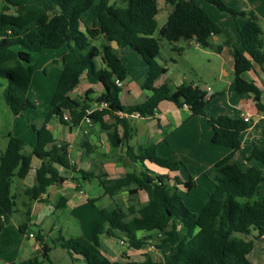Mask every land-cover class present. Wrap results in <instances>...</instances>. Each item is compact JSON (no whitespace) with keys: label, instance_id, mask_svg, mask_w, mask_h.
<instances>
[{"label":"trees","instance_id":"trees-1","mask_svg":"<svg viewBox=\"0 0 264 264\" xmlns=\"http://www.w3.org/2000/svg\"><path fill=\"white\" fill-rule=\"evenodd\" d=\"M218 10L228 13L235 21L242 22L237 27L241 48H232L234 61L233 88L237 93H251L259 103L260 90L254 82L244 79L241 74L252 68V62H264L260 34L256 16L251 11L238 10L227 6L222 0H206ZM172 5L166 23L159 29V37H154L157 0H0V86H3V100L11 113L16 116L33 108L35 103L28 97V89L33 77V53L45 48H58L65 44L66 51L61 56V73L53 93L50 109L41 127L33 130L36 142L29 154L21 149L20 138L7 135V143L0 150V218L10 219L13 201L9 193L12 176L23 177L30 168L34 155L41 160L35 171V178L29 192L37 199L46 193L51 184L64 181L58 166L69 168L68 149L64 141L55 140L47 123L56 117L70 127L84 116L96 121L104 129L113 128L108 137L125 145L126 153L140 169H133L124 176L107 178L97 176L103 193L113 198L112 207H101L91 221V242L83 244L77 239H62L61 247L66 249L72 264H254L248 258L253 248V240H246L241 234L255 231V237L264 234V188H258L264 181V149L253 147L248 160H255L263 168L249 166L242 168L230 162L232 153L240 147V134L247 123L240 117L229 115L214 116L206 110V92L198 85L187 83L170 91L166 85L154 86V81L166 68L157 61L160 41L176 42L180 39L195 41L202 47H209L211 35L220 33L219 26L202 8L198 0H164ZM92 11V25L80 29L82 15ZM105 38L101 47L91 44L96 35ZM116 40L119 47L127 45L147 64L144 88L151 91L149 97L134 105H123L119 94L121 88L115 80L123 81L128 67L118 57V49L111 46ZM181 50V49H178ZM102 63L97 67L95 58ZM85 75L89 82H100L109 92L98 96L97 102L108 103L107 108L94 109L87 115L89 103L72 98L69 92ZM162 100L185 105L192 115H200L210 125V141L230 149V153L218 160L211 178L213 188L208 192L199 213H194L177 194L170 180L189 191L194 186L191 177L182 181L179 176L169 177L159 174L145 165L149 161L169 171L178 170V162L156 154V146L139 147L137 151L128 144L134 128L126 117L117 111L131 115L151 116ZM68 111L70 118H63ZM105 116L112 120L109 123ZM121 127L118 135L116 127ZM49 146V147H48ZM82 175H91L79 170ZM139 191L146 194V200L136 199ZM126 192L127 203L117 202L116 194ZM62 197L56 207H62ZM94 203V201H91ZM21 234L32 233L39 244L38 252L48 258L51 249L43 242L41 230L28 224L18 226ZM32 230V229H31ZM113 237L129 248L140 249L146 244L165 253L164 262H156L148 257L145 261L120 262L107 258L99 249L101 237ZM155 240V242H154ZM154 242V243H153ZM33 260L11 264H42Z\"/></svg>","mask_w":264,"mask_h":264},{"label":"crops","instance_id":"crops-1","mask_svg":"<svg viewBox=\"0 0 264 264\" xmlns=\"http://www.w3.org/2000/svg\"><path fill=\"white\" fill-rule=\"evenodd\" d=\"M165 6L166 7L164 8V3H162L161 6L158 5V13L165 10L167 11L166 3ZM91 25L92 22L90 26ZM260 29V41L262 49L264 50V30L261 26ZM192 41H195V39H190L188 41L189 44ZM118 54H120L119 49L117 55ZM219 55L224 56L223 65L227 64L228 67L234 71V61L231 50L226 46L222 54ZM157 61L159 64H163L159 61V59ZM191 61L192 59L189 61L190 64H192ZM191 67L196 68V66ZM203 68L204 71L208 70L206 63H204V66L201 65L200 69L202 70ZM129 69L130 68L128 67V72ZM142 69L145 70L144 67H142ZM223 72L226 73V70L223 69ZM165 73L156 78L154 86H160ZM241 76L248 81L254 82L259 88V103H257L251 93H237L233 88V83L230 84V86L233 88L235 94H232L230 98L228 97L226 102L222 101L223 92L214 91L209 86H201L194 80L188 83L198 85L206 92V97L208 99L205 107L210 114L214 116L223 114L231 117H240L242 119L245 116L249 117V120L245 121L247 123V127L240 134V147L232 153L230 162H235L242 168H247L249 166L263 168V165L260 162L248 160L247 157L253 147L264 149V62L262 64L252 62V68L243 72ZM132 77H130L127 73L126 78L121 82V86H119L121 88L119 94L120 101L126 106L139 103L135 101L142 93L144 94V100L151 94V91L148 89H145L147 91L146 93L142 91L146 78L145 74L142 78H140L139 82H137V79ZM207 88L210 89V93L207 92ZM107 91L109 92V88L100 82L91 83L85 75H82L78 84L69 92V95L72 98L85 100L90 104L91 101L95 100L94 98ZM94 109L95 103L89 110L91 111ZM116 113L120 117H126L131 126L134 128L133 135L128 142L134 151H137L139 147L155 145L156 154L158 156L171 158L178 162V170L169 171L166 168H162L149 161H145V165L148 168L159 174L166 173L169 177L177 175L182 181H185L186 179L180 171V166L183 165L188 175L187 179L191 177L194 181L196 177L202 175L206 176L208 173H211V175L214 174L216 170L214 167L215 163L230 153V149L227 147L219 144H213L210 141L212 133L210 125L202 116L192 115L190 110L185 105L179 107L172 101L162 100L158 103L157 108L151 116L142 117L138 114L121 115L118 111ZM63 114L66 116L70 115L68 111H64ZM85 117L86 116H84V118H82L76 125L71 127L60 123L55 116L50 119L47 127L55 140L64 141L67 144L70 166L69 168H64L57 165L56 167L59 173L64 176V181L60 184H51L46 193L41 194L40 197L34 199L32 198L29 190L34 183L35 171L41 164V160L32 155L28 172L23 177L17 176L16 173L12 176L9 188V193L14 203L12 215L19 211V214L23 216L25 214V210L28 209V205L32 204V222L35 226L36 221H34V219H36V216L39 217V215H43L45 218L49 214H53L54 209L57 208L56 204L62 197L66 199L62 208L67 207L68 199L65 196V193L75 194L77 197H81L86 195L83 190V185H90L93 180H97L96 177L99 175H106L107 178L111 179L124 176L127 172L132 171L133 169H140V163L133 161V159L127 155L125 145L122 144L120 140L112 141L108 137L109 131H113V128L108 130L104 129L98 122L86 119ZM104 119L109 123L112 122V120L107 118V116H105ZM116 130L118 135H120L122 130L121 127L117 126ZM79 170L89 173L91 177H88V175H82L78 172ZM14 178L17 180H14ZM171 181L172 180H170V183ZM14 184H16L18 189H21V191L26 195L25 199L20 201V206H18V202L16 200L17 194L12 192V186ZM98 185L100 186L99 182ZM194 187L195 184L189 191L186 192H190ZM100 188L99 198L108 196L103 195V189L101 186ZM258 188H260V191L263 190L264 181ZM92 189H95V187L92 186ZM50 192L53 193L52 198L50 196ZM124 194L126 195L125 197L128 198L126 192H121L118 195L124 196ZM118 195L116 194L114 199ZM141 195H144L145 198L140 202H144L147 198L146 194L143 191H139L137 196ZM96 199L97 198H90L88 201L91 203V201H95ZM110 199L113 200V198ZM24 201L27 202L24 204ZM22 224L28 223L22 220L16 222L17 229L18 226ZM8 228V226H0V247L4 246L1 245L3 242L7 244L3 239L9 232ZM255 234L256 232L253 231L248 237L243 236L246 240H253L254 243L251 252L248 254V258L254 264H264V236L261 235L256 238ZM23 237L27 239L30 248L35 251L39 249V244L34 240V236L28 237L27 234H21L18 240H15L14 242L15 245L12 253L8 252L0 256V264H10L26 259L29 252L27 253L26 249L21 246V238ZM106 249L108 250V247ZM6 251L7 248L5 246V252ZM110 253L111 255H116L113 250H110ZM66 254L69 257L67 252ZM111 255L108 256L111 258ZM111 259H113V257ZM70 264H72L71 259Z\"/></svg>","mask_w":264,"mask_h":264},{"label":"rangeland","instance_id":"rangeland-1","mask_svg":"<svg viewBox=\"0 0 264 264\" xmlns=\"http://www.w3.org/2000/svg\"><path fill=\"white\" fill-rule=\"evenodd\" d=\"M109 1L110 3H113L115 0ZM222 1L229 7L253 12V14L256 16L259 26H261V28L264 30V0ZM198 2L201 4L206 13L219 26L220 33L211 35L209 37V47L207 48H202L195 41H192L189 44V40L184 39H180L176 42H168L167 40L162 39L160 41V51L157 56V60L159 59V61L164 64L160 65L167 67V71L164 75V78L161 80L160 86L166 85L170 91H174L179 86L194 80L201 86H209L214 91L223 92L222 101L226 102L228 97L230 98L232 94H235L233 88L230 86V84L233 83L234 71H232L227 64L223 65L224 56H220L219 54H222L226 46L230 50H232L234 47L241 48L237 27H240L242 22L240 20L235 21L228 13L218 10L215 5L209 3L206 0H198ZM158 3L160 6L162 3H164V8L166 7L163 0H158ZM171 10L172 5L167 3V11L165 10L157 14V26L153 34L154 37H159V29L166 23L167 16ZM82 19L83 20L80 24V29L84 31V26H90L92 22V11L89 10L85 12L82 15ZM104 42H106L105 38L100 34L91 39V44L97 47H101L102 43ZM113 48L119 49L120 54H118V56L125 62L126 66L130 68L128 72L130 77L133 76L135 79H137V82H139L140 78H142L144 74L146 76L148 70L147 64L138 54L132 51L127 45H124L120 48L117 42L114 43ZM66 49L67 46L63 44L58 48H45L39 52L33 53L34 72L27 93L28 97L35 103L33 108H29L22 114L14 116L3 100V86H0V150H2L7 143V135L12 134L13 136H16L22 140L23 146L21 151L24 154H29L31 152V148L36 142V134L33 130V126L38 128L44 123L45 115L50 109L53 93L61 73V56L66 51ZM191 59V63L193 65L189 63ZM95 61L97 67H101L102 63L100 58H95ZM204 63L207 64V71H204V68L202 70L200 69L201 65L204 66ZM191 66H196V68H192ZM142 67H144L145 70L142 69ZM223 69L226 70V73L223 72ZM142 91L145 93L147 92L144 87ZM142 94L137 97L135 102L144 100V94ZM94 99L95 100L91 101L89 104V108L85 110L86 115L90 112L89 109L94 106V103L95 109H100V102H97L98 96ZM107 107L108 103L102 108ZM67 116L69 119L70 115ZM85 118L89 119L88 116ZM180 171L184 175V178L187 179L188 175L183 165L180 166ZM211 176V173H208L206 176L202 175L196 177L194 179L195 187L190 192H186L184 186L180 184L177 185L174 181H171L170 185L172 184L174 188H177L175 190L177 191V194L181 196L184 205H186L194 213H199L204 201L207 198L208 192L213 188V180ZM14 180L17 179L14 178ZM92 186H94L95 189H92ZM99 189L101 188L95 179L90 185H83V190L86 195L77 197L75 194L65 193V196L68 199L66 208H56L54 209L53 214L51 213L45 218L43 215H39V217L36 216V219H34V221H36L35 226L39 227L43 242L47 243L51 249L48 252V258H43V255L40 253V251L38 252V250L35 251L30 248L27 239L23 237L21 238V246L26 249L27 253L29 252V255L27 254L25 260H33L34 257H36L39 262L43 260L42 264H70V258L66 254L67 250L61 247V237L64 239L74 238L83 244L90 243L91 220L98 215V211L101 207H112L115 204V201L110 199L108 196L99 198ZM12 192L17 194L16 200L18 202V206H20V201L26 197L25 193H23L21 189H18L16 184L12 186ZM103 195L105 194L103 193ZM50 196L52 198V192H50ZM125 196V194L124 196L118 195L115 199L117 202L127 203L126 199L128 200V198ZM90 198L97 199L93 204H91L88 201ZM144 198V195L136 197L138 201H141ZM25 202L27 201H24V204ZM31 208L32 204H29L28 209H24L25 214L23 216L19 214V211H17L7 221L1 222L0 220L1 227H9V232L3 239L7 244L4 242L1 243V245L4 246L0 247V256L4 253H12L15 240L17 241L21 236V233L16 227V222L21 220L27 222L30 226L29 231L33 232L35 226L32 222ZM241 235L244 237L249 236V234ZM5 246L7 248L6 252ZM107 247L108 250L106 249ZM99 249L107 258H110L108 255H111L110 250H113L114 254L116 255H111V258L113 257L112 260L123 263L128 261L142 262L148 257L152 258L156 262L163 263L165 260V253L151 244H146L140 249H133L129 248L125 242L121 243L120 240L113 237L102 236ZM74 264L83 263L82 261H75Z\"/></svg>","mask_w":264,"mask_h":264},{"label":"built area","instance_id":"built-area-1","mask_svg":"<svg viewBox=\"0 0 264 264\" xmlns=\"http://www.w3.org/2000/svg\"><path fill=\"white\" fill-rule=\"evenodd\" d=\"M121 82H122V81H120V80H118V79L115 80V83H116L117 86H121ZM206 90H207V92L210 93V89H209V88H207ZM106 105H107L106 102H100V107H99V108L101 109L102 107H104V106H106ZM118 113L121 114V115H124V114H125V113H123V112H121V111H118ZM135 114H137V113H135ZM63 118L66 119V120H68V116H66V115H64ZM243 120H244V121H248V120H249V117H248V116H245V117H243ZM28 236H29V237H33V234H32V233H29ZM263 236H264V234H263ZM122 242H123V241H121V243H122Z\"/></svg>","mask_w":264,"mask_h":264},{"label":"water","instance_id":"water-1","mask_svg":"<svg viewBox=\"0 0 264 264\" xmlns=\"http://www.w3.org/2000/svg\"><path fill=\"white\" fill-rule=\"evenodd\" d=\"M114 43H116V41L112 40V44H111L112 47H114Z\"/></svg>","mask_w":264,"mask_h":264}]
</instances>
